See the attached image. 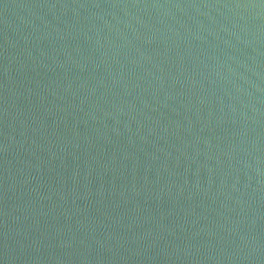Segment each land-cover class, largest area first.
I'll use <instances>...</instances> for the list:
<instances>
[{
	"label": "water",
	"instance_id": "1",
	"mask_svg": "<svg viewBox=\"0 0 264 264\" xmlns=\"http://www.w3.org/2000/svg\"><path fill=\"white\" fill-rule=\"evenodd\" d=\"M0 264H264V0H0Z\"/></svg>",
	"mask_w": 264,
	"mask_h": 264
}]
</instances>
